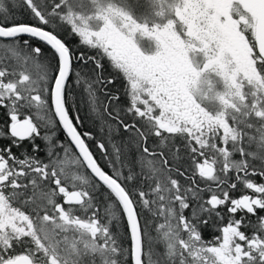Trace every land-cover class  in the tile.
Segmentation results:
<instances>
[{"label": "snow or ice", "instance_id": "obj_1", "mask_svg": "<svg viewBox=\"0 0 264 264\" xmlns=\"http://www.w3.org/2000/svg\"><path fill=\"white\" fill-rule=\"evenodd\" d=\"M0 52V264H264V0H0Z\"/></svg>", "mask_w": 264, "mask_h": 264}, {"label": "trees", "instance_id": "obj_2", "mask_svg": "<svg viewBox=\"0 0 264 264\" xmlns=\"http://www.w3.org/2000/svg\"><path fill=\"white\" fill-rule=\"evenodd\" d=\"M14 2H16L18 4V0H14ZM16 18L17 19L27 20V16L24 14L23 9H21L19 7L17 8ZM62 38H64V34H62ZM67 40H68V43H69L70 46H75V40H73L71 37H67ZM3 55H4V53L3 52H0V56H3ZM121 88H122V81L118 79L116 81V84H115L113 90L114 91H120ZM2 113H3V110H0V126H3V123H4V117H3ZM81 115H83V113H81ZM87 126H88V128L91 131H93V132H96L97 131V129L95 128V126L92 125L91 123H89ZM61 135H62V133H61ZM98 138L103 139L102 136H98ZM117 138H119V137H117ZM36 142L37 143H42L40 140H37ZM8 143H9V140L0 138V145H7ZM25 145H27V142H25ZM12 151L14 153L20 154L21 151H22V149H17L15 147H13ZM29 151H30V149H29ZM182 151H183V148H182ZM40 155H43V153H41ZM101 163L102 164L104 163L103 160H101ZM181 179H183V178H181ZM204 195L207 198L208 193H205ZM261 214L264 215V213H261ZM119 230H120L121 233L126 232V227H125V224H124L123 221L119 225ZM245 230L246 231H249L250 229L246 228ZM211 235H212V232L209 229H204V237L206 239L211 238ZM121 243L124 246H126V247L128 246V240H127V237L126 236L121 239Z\"/></svg>", "mask_w": 264, "mask_h": 264}]
</instances>
